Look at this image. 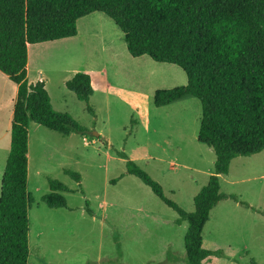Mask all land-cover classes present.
<instances>
[{
    "label": "rangeland",
    "instance_id": "374dc122",
    "mask_svg": "<svg viewBox=\"0 0 264 264\" xmlns=\"http://www.w3.org/2000/svg\"><path fill=\"white\" fill-rule=\"evenodd\" d=\"M76 24L73 37L29 46L27 81L43 80L53 107L87 132L83 140L78 133L62 135L43 126L37 131L29 124L28 264H187L186 222L174 223L177 212L126 172L118 152L158 181L168 199L193 211V197L213 173L214 161L212 149L197 140L200 102L186 97L156 107L154 91L185 84L184 71L146 55L132 57L122 32L102 12ZM76 72L91 77L88 103L65 87ZM16 91L0 72V179ZM65 170L79 174L80 181ZM47 177L73 190L62 192L66 207L49 208L41 201L49 191ZM220 190L260 212L231 199L220 201L204 224L202 246L223 255L204 264H264V150L233 158Z\"/></svg>",
    "mask_w": 264,
    "mask_h": 264
},
{
    "label": "trees",
    "instance_id": "16d2710c",
    "mask_svg": "<svg viewBox=\"0 0 264 264\" xmlns=\"http://www.w3.org/2000/svg\"><path fill=\"white\" fill-rule=\"evenodd\" d=\"M96 11L120 29L132 57L146 55L184 71L185 84L154 91L156 107L186 97L199 100L197 140L212 149L214 161L213 173L193 197V211L168 199L161 184L123 151L118 155L125 159L128 174L177 212L176 225L186 222L187 264L221 257L222 250L202 246L203 227L212 208L231 199L260 212L237 194L222 192L220 176L228 174L233 158L264 150V0H0V72L17 86L0 179V264H28L29 124L62 135L87 132L69 114L53 107L43 80L27 81L28 45L73 37L77 20ZM65 87L85 103L93 94L85 72L74 73ZM87 111L95 115L89 104ZM65 173L80 181L79 174ZM47 182L49 191L41 201L49 208L66 207L62 192L73 190L51 177ZM113 238L121 255L118 234Z\"/></svg>",
    "mask_w": 264,
    "mask_h": 264
},
{
    "label": "crops",
    "instance_id": "0c3cea01",
    "mask_svg": "<svg viewBox=\"0 0 264 264\" xmlns=\"http://www.w3.org/2000/svg\"><path fill=\"white\" fill-rule=\"evenodd\" d=\"M61 39H62V38H61ZM57 40H58V39H57ZM53 41H56V40H53ZM46 42H47V41H46ZM41 43H42V42H41ZM34 44H36V43H34ZM30 45H32V44H29V45H28V48H27V61H28L29 46H30ZM1 73H2V72H1ZM3 74H4V73H3ZM6 76H7V75H6ZM7 77H8V76H7ZM90 78H91V77H90ZM39 80H41V79H39ZM91 84H92V83H91ZM15 85H16V84H15ZM16 88H17V86H16ZM10 122H11V121H10ZM32 123H33V122H32ZM9 126H10V125H9ZM40 126H41V125H38V124L35 123V126H34L35 128H34V129L37 130V131H40V128H38V127H40ZM45 128H46V127H45ZM9 129H10V127H9ZM47 129H48V128H47ZM52 131H53V130H52ZM98 137H99V135H98ZM82 139H83V140L85 139L84 136H82ZM29 142H30V128H28V140H27V145H28V147H29ZM28 156H29V154H28V152H27V157H28ZM27 160H28V159H27ZM27 168H28V175H29V167H28V164H27ZM222 176H223V175L220 176V179L222 178ZM27 181H28V180H27ZM221 201H222V200H221ZM218 203H219V202H218ZM218 203H217V204H218ZM217 204H216V205H217ZM101 205H102V206H103V205H104V206H108L109 203H108L107 201H102V202H101ZM216 205H215V206H216ZM215 206H214V207H215ZM250 206H251V205H250ZM214 207H213V208H214ZM252 207H253V206H252ZM213 208H212V209H213ZM180 225H181V224H180ZM185 230H186V229H185ZM29 255H30V254H29ZM207 261H209V259H208Z\"/></svg>",
    "mask_w": 264,
    "mask_h": 264
},
{
    "label": "water",
    "instance_id": "95a60500",
    "mask_svg": "<svg viewBox=\"0 0 264 264\" xmlns=\"http://www.w3.org/2000/svg\"><path fill=\"white\" fill-rule=\"evenodd\" d=\"M99 134L95 133L94 136L98 137Z\"/></svg>",
    "mask_w": 264,
    "mask_h": 264
}]
</instances>
